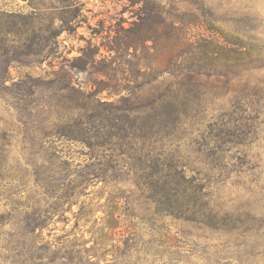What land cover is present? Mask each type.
I'll list each match as a JSON object with an SVG mask.
<instances>
[{
    "label": "rangeland",
    "instance_id": "rangeland-1",
    "mask_svg": "<svg viewBox=\"0 0 264 264\" xmlns=\"http://www.w3.org/2000/svg\"><path fill=\"white\" fill-rule=\"evenodd\" d=\"M146 7L150 16L142 23L139 16ZM159 10L164 13L162 17L156 14ZM0 11L14 16L13 19L4 18L0 24L5 21L6 27L14 22L19 29L14 42L7 46L23 44L22 34L31 21L40 34L39 44L46 55L35 64L23 59L12 64L9 74L14 82L28 81L30 76L43 84L54 79V73L60 71V67H70L68 71L75 87L83 91L100 90L96 98L102 102L116 104L120 97L132 94L147 97L155 85L180 79L185 82V73L177 78L162 73L157 82L151 81L155 77L151 69L160 65L158 54L180 50L178 59L182 67L189 71L198 70V75L190 76L203 86L202 94H197L203 112L201 116L188 118L191 120L181 126L182 134L172 143L171 149L186 165L182 167L186 177L203 182L202 174L207 173L212 204L222 215H232L237 210L247 215L251 219V232H243L244 228L234 230L230 223L225 226L202 225L160 217L151 224L124 216L123 210L132 214L133 208L139 213H153L144 194L140 195L135 186L133 176L127 174L105 180L90 177L83 185L81 200L104 206L105 213L97 212L99 219L109 212V201L113 202L116 215L121 214V224L125 225L115 230L117 235L114 238H121L125 227L134 224L128 229L129 239L138 244L140 257L146 260L147 253H159L157 258L149 257L150 264H264V94L261 93V100L253 105L260 112L256 120L257 130L239 136L238 139L243 140L240 143L235 140L224 145L223 153L216 149L215 158L220 159L215 161L214 169L208 167L207 171L204 155L196 152V141H200L206 122L213 123L244 103L250 105L249 101L240 100L245 95L246 85L250 94L257 90L264 92V0H0ZM191 16L196 17L197 23H191ZM178 17L188 18L184 31L185 38L190 41L179 47L174 38L168 37L172 25L181 28L180 23H176ZM204 42L210 43L207 50L214 52L207 58L199 53L204 50L201 49ZM219 42H240L245 50L259 54L260 61L251 67L247 65L249 74L243 78L236 77L238 74L234 75L233 70L218 76L220 70L216 62L220 61L216 44ZM3 43L0 38V45ZM109 48L117 51L108 53ZM93 57L95 62L89 63ZM197 60L202 62L200 67ZM229 65L232 66L231 61ZM99 71H104L107 77ZM141 74H145V78ZM8 101V94L0 92V133L7 130V134L12 135L7 155L8 169L9 174L17 177L18 172L14 170L24 167L29 149L25 150L22 133L17 129L21 128L17 123L18 113ZM54 111L52 108L50 114L57 117ZM202 116L204 123H199L197 119L201 120ZM49 143L54 148L51 151L66 161L75 173L88 172L89 164L96 162L88 159V148L83 145L56 138L50 139ZM122 170L126 171L125 168ZM199 170L203 172L201 175L197 174ZM26 181L22 201L28 200L32 191V181L29 178ZM77 208L74 206L73 210ZM9 211L10 206L0 197V214ZM62 217L61 221L43 231L45 241L53 242L59 236L63 241L73 240L74 237H67V234L72 232L75 218L71 213H66L65 219ZM7 226H2V230H7ZM88 228L81 229L87 232ZM96 229L94 227L86 233L85 238L90 240L95 236ZM94 243L91 240L87 247H94ZM114 260L112 253L105 254L102 264H114Z\"/></svg>",
    "mask_w": 264,
    "mask_h": 264
},
{
    "label": "trees",
    "instance_id": "trees-1",
    "mask_svg": "<svg viewBox=\"0 0 264 264\" xmlns=\"http://www.w3.org/2000/svg\"><path fill=\"white\" fill-rule=\"evenodd\" d=\"M200 8L204 7L201 5ZM156 14L162 17L164 13L159 10ZM149 16L146 7L139 17L143 23ZM191 17V23H197L196 17ZM4 18L13 19L14 16L0 11V22ZM178 18L176 23H180L181 28L172 25L168 37L174 38L175 45L179 47L190 41L185 38L184 31L188 18ZM4 22L0 24V38L4 42V45H0V92L8 94L9 106L18 113L17 123L21 128L17 129L22 133L25 150L29 149V153L26 152L29 158L23 168L14 170L18 172L17 177L9 174L7 155L12 135L7 134V130L1 131L0 197L11 211L0 214V264H102L105 254L109 253L115 257L114 264H150L149 257H159L157 252L147 253L146 260L140 257L138 244L129 239L131 235L128 229L134 224L125 227L121 238H114L117 235L115 230L125 225L121 224V214L116 215L117 208L113 202L109 201V212L99 219L97 212L101 210L105 213L102 210L104 206L81 200L83 185L90 177L105 180L116 179L117 175H132L140 195L144 194L145 202L153 208L152 214L139 213L134 208L132 214L123 210L122 215H129L132 219L151 224L160 217L202 225L225 226L230 223L234 230L244 228L243 232H251V219L247 215L240 214V210L232 215H222L212 204L207 173L202 174L204 183L186 177L182 169L186 165L171 149L172 143L182 134L181 126L191 120L188 118L201 116L203 112L202 101L197 97V94H202L203 86L190 76L198 75V70L189 71L182 67L178 59L180 50L158 54L160 65L157 69H151L155 76L151 81L157 82L162 73L174 78L185 73V82L180 79L166 85H155L147 97L132 94L120 97L113 104L96 98L100 90L83 91L75 87L68 71L70 67H60V71L54 73L55 78L43 84L30 76L27 77L28 81L14 82L9 74L12 64L20 63L21 59L35 64L46 55L39 44L41 37L33 22L30 21L29 28L23 32L24 41L19 47L7 46L19 34L17 24L10 22L11 26L4 27ZM207 43L202 44L201 49L204 50L199 52L205 58L214 53L207 50L210 45ZM228 43L216 44L218 60L223 65L216 62L220 70L218 76L233 70L234 75L238 74L236 77L243 78L249 74L246 66L256 65L261 56L245 50L240 42ZM113 51L117 50H107L108 53ZM230 61L232 66L229 65ZM93 62L94 57L89 63ZM197 62L200 67L199 63L202 62ZM99 73L107 77L104 71ZM141 76L145 78V74ZM243 92L245 95L240 100L249 101L250 105L244 103L227 116H220L213 123L206 122L200 141H196V152L204 155L207 171L208 167L214 169L215 161L220 159L215 158L216 149L223 153L224 145L235 140L240 143L243 140H239V136L257 130L256 120L260 112L253 105L259 103L264 92L257 90L250 94L248 85ZM44 107L48 110L45 111ZM52 108L57 117L50 114ZM203 117L197 121L204 123ZM53 138L87 147L88 159L96 162L89 164L88 172L71 171L70 165L51 151L53 147L49 146V140ZM201 173V170L197 171V174ZM27 178L33 183L32 191L28 200L22 201ZM74 206L78 207L75 211ZM66 213H71L75 218L74 228L67 234V237L73 236V240L63 241L59 236L53 242L45 241L43 231L61 221V216L65 219ZM6 224L8 229L3 231L2 226ZM85 227H89L87 232L81 229ZM94 227L97 228L93 232L95 236L90 240L85 238V234ZM91 240L95 246L87 247Z\"/></svg>",
    "mask_w": 264,
    "mask_h": 264
}]
</instances>
